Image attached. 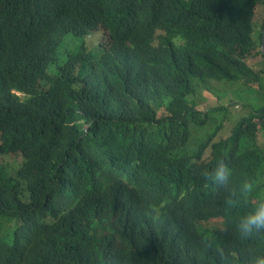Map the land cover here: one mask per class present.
Here are the masks:
<instances>
[{
    "label": "trees",
    "instance_id": "trees-1",
    "mask_svg": "<svg viewBox=\"0 0 264 264\" xmlns=\"http://www.w3.org/2000/svg\"><path fill=\"white\" fill-rule=\"evenodd\" d=\"M259 5L0 0V264H225L204 229L247 264L230 221L248 206L228 210L203 174L221 159L237 185L264 172V106L222 137L225 121L205 128L233 104L192 98L197 84H259Z\"/></svg>",
    "mask_w": 264,
    "mask_h": 264
},
{
    "label": "clouds",
    "instance_id": "clouds-1",
    "mask_svg": "<svg viewBox=\"0 0 264 264\" xmlns=\"http://www.w3.org/2000/svg\"><path fill=\"white\" fill-rule=\"evenodd\" d=\"M204 183L209 188L222 190L226 193L225 205L228 210L248 206V210L238 217L233 225L235 237L245 247L240 255L246 258L247 264H264V247L258 242L264 241V172H256L240 184L233 182V169L225 160H218L214 167L203 174ZM256 202L250 204L251 198ZM200 242L205 251H213L225 264H231V250L225 251V246L208 229L199 233Z\"/></svg>",
    "mask_w": 264,
    "mask_h": 264
},
{
    "label": "rangeland",
    "instance_id": "rangeland-1",
    "mask_svg": "<svg viewBox=\"0 0 264 264\" xmlns=\"http://www.w3.org/2000/svg\"><path fill=\"white\" fill-rule=\"evenodd\" d=\"M263 20L264 6L259 5L252 18V37L254 41L259 40L260 32L262 34L263 27L261 28V24L263 23ZM97 34L93 33L92 35H95V37L90 38L88 41V51L95 59H99L104 52V49L97 43V41L101 39L100 34ZM72 41V48L79 44V41ZM103 42H105V38L100 41V43ZM248 64L254 67L257 71L261 72V78L258 80L259 84L254 87H246L242 83H231L225 81L196 85V95L192 99L199 110L212 113L218 107L233 104V106L229 107L226 113L214 111L215 113H213L214 115L210 119L211 122H209L207 128H205V130L210 132V134L225 121V129L220 135L222 137H228L233 127L237 125L241 119L250 117L255 110H259L264 106V73H262L264 72V59L262 58L261 61L249 60ZM19 95L23 96V94ZM261 143L264 145V136L261 139ZM6 162L9 163L7 160ZM212 225L216 226L217 223L214 222Z\"/></svg>",
    "mask_w": 264,
    "mask_h": 264
},
{
    "label": "water",
    "instance_id": "water-1",
    "mask_svg": "<svg viewBox=\"0 0 264 264\" xmlns=\"http://www.w3.org/2000/svg\"><path fill=\"white\" fill-rule=\"evenodd\" d=\"M260 50H261L262 54H264V26L262 29V39H261Z\"/></svg>",
    "mask_w": 264,
    "mask_h": 264
},
{
    "label": "bare ground",
    "instance_id": "bare-ground-1",
    "mask_svg": "<svg viewBox=\"0 0 264 264\" xmlns=\"http://www.w3.org/2000/svg\"><path fill=\"white\" fill-rule=\"evenodd\" d=\"M262 39V38H261Z\"/></svg>",
    "mask_w": 264,
    "mask_h": 264
}]
</instances>
